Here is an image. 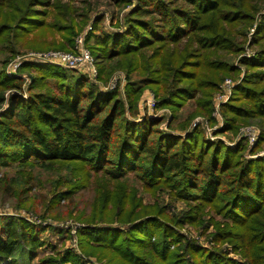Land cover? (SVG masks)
<instances>
[{"label":"trees","instance_id":"1","mask_svg":"<svg viewBox=\"0 0 264 264\" xmlns=\"http://www.w3.org/2000/svg\"><path fill=\"white\" fill-rule=\"evenodd\" d=\"M115 2L132 5L128 0ZM77 14L76 8L60 0H0V104L6 102V90L22 91V79L6 72L11 57L18 53L19 33H35V50L65 49L48 36L56 31L73 44L81 30L75 20L88 21L85 14ZM95 21L98 26L102 19ZM256 21L251 45L259 50L240 59L246 75L224 107L226 121L220 133L236 134L241 123H257L262 132L256 151L264 149V0H137L125 14V33H90L87 39L88 43L94 40L89 48L101 77L127 68V102L118 90L104 93L77 72L24 64L21 71L35 69L37 75L28 87L29 100L17 93L9 99L11 108L0 112V169L20 168L15 184L24 185L20 194L30 190L26 186L32 181L29 167L51 170L70 164L68 185L76 184L73 173L78 169L84 182L91 172L119 182L133 174L148 189L165 186L178 200L192 202L194 210L181 222L198 224L200 214L210 206L226 221L224 229H216L215 240L232 238L235 250L243 248L248 258L243 263L185 240L170 222L136 216L137 205L127 209L122 197L117 217L134 224L128 231L92 225L96 215L80 233L85 255L107 259V264H264V248L259 246L264 243V156L246 161L242 143L235 149L222 142L210 143L199 129L184 137L164 135L158 129L160 120L136 118L138 99L147 88L159 97L161 108L171 110L172 119L187 103L197 102L195 113L181 124V130L198 115L210 118L220 83L240 72L227 56L243 52L246 31ZM26 35L23 40L32 47L33 40ZM139 69L144 75L133 79ZM61 184L56 183L53 201L68 199L80 188L58 191ZM45 231L12 218L1 222L0 264H19V257L27 259L24 264L37 260ZM36 264L86 262L64 250L59 258Z\"/></svg>","mask_w":264,"mask_h":264},{"label":"rangeland","instance_id":"2","mask_svg":"<svg viewBox=\"0 0 264 264\" xmlns=\"http://www.w3.org/2000/svg\"><path fill=\"white\" fill-rule=\"evenodd\" d=\"M54 3L57 0H52ZM62 4H69L71 7L78 10L77 15L85 14L88 21H82L81 18L75 20V25L81 28L80 32L75 37L74 43L69 44L63 40L64 34L54 32V36H48L49 41L55 40L58 47L64 45L65 49L47 47L41 50H35L33 45H36L35 33L32 34H20L18 43V53L11 57V61L6 67L8 75L9 70H15L16 78H21L23 83L22 91L19 93L16 89L6 90L3 94L5 97V103L0 104V112H4L11 108L9 99L12 96L20 94L24 100H29L30 93L28 87L32 82L36 74L35 69L21 71V67L24 64H33L40 66L56 67L65 69L58 64L42 63L40 61L25 62L19 68L10 66L14 63L15 59L21 55L27 56L35 55L38 53L48 54L51 52H61L67 54H73L76 51L78 45L77 39L84 38L83 47L87 50L95 59V70L97 71V78L92 79L84 73H79L88 78L90 83L94 84L100 91L104 93H111L119 91L120 97L126 101V86L128 80V70L116 68L110 76L100 74V66L97 59L92 53V49L89 48L94 45V40L87 42L90 33L104 32L107 34H122L127 31L125 25V14L128 13L133 7L137 5V0L132 1V5H119L115 0H76L70 2L69 0H60ZM84 17V16H83ZM259 15L257 16V20ZM53 15L48 19L52 22ZM96 19H102V22L96 26ZM65 23V22H64ZM258 21L254 22L249 29H247V36L243 39V52L238 55H228L227 60L234 65L240 72L236 76L226 77L219 85L217 91L213 95V111L211 117L206 115H198L191 120L190 124L185 130H181V124L186 123L187 119L191 114L195 113L197 102L187 103L180 111L177 112V117L172 119V112L168 108H161L159 106V97L155 95V92L150 89H145L138 99V112L137 119L142 121L148 117L152 121H161L158 124V129L165 135H179L186 136L189 132L197 129L204 131L207 140L210 143L222 142L231 149H235L238 143H242V150L244 152V159L251 161L254 159L261 158L264 156V149L256 151V147L259 143L261 136V128L257 123H241L239 131L235 134L228 131V133H220L222 131L226 116L224 115V107L231 101L235 88L240 85L246 75L245 66L240 64L242 57L253 56L259 48L251 45V39L256 31ZM254 25V26H253ZM12 33V32H11ZM14 33H12L13 35ZM10 33L4 34L3 37H8ZM28 36V39L32 41V47L23 38ZM34 36V37H33ZM242 41V39H240ZM74 50V51H73ZM152 51V50H151ZM22 58V59H23ZM1 59V56H0ZM139 59L141 67L144 68V64ZM117 62V61H116ZM116 62H112L113 66H116ZM69 71L68 69H65ZM71 71V70H70ZM76 72V71H74ZM143 72L139 69L137 73H133V79H140L143 76ZM230 81V85H228ZM117 82V86L112 88ZM111 85V86H110ZM54 86V84H53ZM108 89V90H106ZM105 90V91H104ZM154 98V99H153ZM148 101V104H147ZM156 101V106L153 108V102ZM221 101V102H220ZM223 101V102H222ZM152 102V104H151ZM221 104H220V103ZM152 108L153 111L149 110ZM17 113H21L18 110ZM130 113L127 112L129 118H132ZM251 135V136H247ZM255 135V144L252 145L250 139ZM18 167H7L0 169V223L5 222L7 219L12 218L17 221H25L28 224L39 226L46 229L40 238L44 241V245L38 250V259L33 261L31 264L40 263L42 260H48L50 258H59L62 251L71 250L75 255L82 258L86 264H107L106 260H99L96 256H86L82 249L80 239V233L85 229L87 220L93 219L92 225H102L108 228H115L121 231H128L134 224L121 222L118 220L117 214L123 199L128 203L127 209L131 210L136 207V216L144 214V216H151L158 218L161 223L170 222L175 229L183 235L185 240L196 241L205 249H209L213 252H221L227 255L231 259L238 260L240 262H248V258H245L243 248L236 249L237 244L232 238L225 237L218 241L215 240L216 229L220 227L224 229L226 227V221L213 211L210 206L206 207L205 210L199 216L198 224H190L187 222H181L182 219L189 214L192 210L193 203H186L174 197L175 194L172 189L165 186H160L156 189H148L143 183L135 178V175L129 174L128 180L114 181L106 175H96L91 172V178L88 182H84L81 179L83 172L75 170L73 173L74 183H66L68 179H71L72 167L70 164H60L52 167L51 170L39 169L36 167H29L27 170L32 174V181L27 186L30 189L27 194H20L23 189L22 185H15L17 183V171ZM26 170V169H25ZM24 171V170H23ZM6 177V180L2 182V179ZM62 181L58 191H67L70 187L75 188L71 194L72 197L58 201L53 197L57 191L56 183ZM113 196L114 200L109 201V197ZM106 199V202H105ZM139 200V201H138ZM109 201V202H108ZM140 207L138 206V202ZM116 203V204H115ZM103 209L106 214H103ZM101 214H99V213ZM202 223V224H201ZM219 224V227H217ZM70 227L69 229H66ZM79 227L77 233L73 234L72 228ZM21 230L19 229L18 232ZM74 238L78 239L77 243L73 242ZM264 248V243L259 245ZM247 251V250H246ZM247 254V253H246ZM249 257V256H248ZM24 260L19 257V264H24Z\"/></svg>","mask_w":264,"mask_h":264},{"label":"built area","instance_id":"3","mask_svg":"<svg viewBox=\"0 0 264 264\" xmlns=\"http://www.w3.org/2000/svg\"><path fill=\"white\" fill-rule=\"evenodd\" d=\"M83 42H85L84 38L77 39L78 45L76 46V51L73 52V54H67V53H61V52H51L48 54H42L38 53L35 55L27 56L26 58H23L25 56H22L21 59H18L21 57L18 56L17 59H15L14 63H11L10 66H15V68H19L23 63L25 62H34L40 61L42 63H52V64H58L59 66L71 70V71H78L79 73H84L88 75L90 78L95 79L97 78V71L95 70V59L94 57L84 49ZM15 70H9L10 75H15ZM230 81H228V85H230ZM111 86V85H110ZM117 86V82L112 85V88H115ZM108 90V89H106ZM105 91V90H104ZM154 99V98H153ZM221 102V101H220ZM219 102V103H220ZM223 102V101H222ZM148 104V101H147ZM152 104V102H151ZM221 104V103H220ZM156 106V101L153 102L152 107L154 108ZM149 110L153 111L152 108H149ZM251 136V135H247ZM256 136L253 135L250 139L252 145L255 144ZM70 227H67L66 229H69ZM79 227H73L72 233H77ZM76 238H74L73 242L77 243Z\"/></svg>","mask_w":264,"mask_h":264}]
</instances>
